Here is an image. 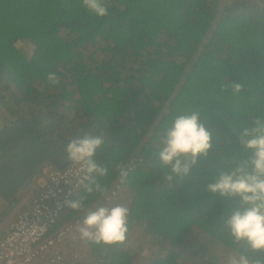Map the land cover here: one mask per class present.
Listing matches in <instances>:
<instances>
[{
    "label": "trees",
    "instance_id": "obj_1",
    "mask_svg": "<svg viewBox=\"0 0 264 264\" xmlns=\"http://www.w3.org/2000/svg\"><path fill=\"white\" fill-rule=\"evenodd\" d=\"M101 2L104 16L83 0H0V119L13 124L0 125V144L31 124L19 113L25 105L49 117L48 131L58 119L70 141L101 137L93 159L106 172L92 174L72 200L88 207L117 199L129 209L122 242L85 239V257L77 245L76 252L42 254L31 264L55 256L56 264H133L150 244L154 255L148 250L140 264H192L184 252L195 264H220L214 246L238 262L264 264V249L236 240L226 224L238 198L207 190L221 171L247 164L251 151L239 133L264 121V0ZM182 110L199 113L211 148L177 178L156 153L167 121ZM125 169L120 200L110 198ZM82 216L68 206L49 232Z\"/></svg>",
    "mask_w": 264,
    "mask_h": 264
},
{
    "label": "clouds",
    "instance_id": "obj_2",
    "mask_svg": "<svg viewBox=\"0 0 264 264\" xmlns=\"http://www.w3.org/2000/svg\"><path fill=\"white\" fill-rule=\"evenodd\" d=\"M83 2L97 16L107 14L101 0ZM238 138L251 151L249 161L229 171H221L207 185V190L221 196L238 198V207L226 219L232 236L236 240H246L253 249H264V121L257 120L254 127L243 129ZM101 144V137L86 134L69 141L65 151L73 162H85L90 175L102 176L106 169L93 159ZM210 148L211 133L199 113L182 110L175 112L167 121L156 154L160 164L169 168L172 176L181 178L189 174L192 165L196 164L200 156L207 155ZM86 190L91 192L93 188L86 186ZM68 206L74 211L85 212L79 225L83 238L104 244L118 243L125 239L129 214L126 206L115 204L87 208L81 199L68 201ZM232 264H247V261L241 258Z\"/></svg>",
    "mask_w": 264,
    "mask_h": 264
},
{
    "label": "crops",
    "instance_id": "obj_3",
    "mask_svg": "<svg viewBox=\"0 0 264 264\" xmlns=\"http://www.w3.org/2000/svg\"><path fill=\"white\" fill-rule=\"evenodd\" d=\"M23 107L29 108L28 111L27 109L20 110L19 113L23 114L26 120L31 117V124L28 126L24 125L22 135L17 140L0 144V238L9 230L16 215L21 210L29 207L31 197L44 185L46 177L43 173V168L49 165V161L53 162L60 169L65 168L70 162L65 151V146L70 141L71 136L69 132H65L61 136V122L58 119L54 120L55 128L48 131L46 128L50 125L51 121L49 117L45 120L39 117V115L42 116L39 106L32 107L25 105ZM50 117L53 118L54 115ZM2 123H5L9 128H13V124L0 119V125ZM120 195L118 196L119 200ZM115 201L118 202L117 199ZM115 201L112 205H115ZM95 206H88L87 208H94ZM68 212L66 211L64 214L66 218L69 217L67 216ZM80 212L83 216L85 215L84 211ZM64 215H62V218ZM83 216L79 218L80 224ZM75 218L71 217L63 221V223ZM57 223L59 224V222ZM57 223L52 229H56ZM68 236H70L69 242L65 243V239ZM68 236L43 255L50 257L60 251L63 253L67 251L76 252L75 250L78 249L76 246L79 245V247H82V251L78 254L85 257L87 251L84 247L86 238L81 236L79 226ZM136 261L148 262V259L143 255ZM38 263L45 264L46 258L38 260ZM57 264H62V262Z\"/></svg>",
    "mask_w": 264,
    "mask_h": 264
},
{
    "label": "built area",
    "instance_id": "obj_4",
    "mask_svg": "<svg viewBox=\"0 0 264 264\" xmlns=\"http://www.w3.org/2000/svg\"><path fill=\"white\" fill-rule=\"evenodd\" d=\"M15 44L28 47L25 41L17 40ZM129 171H121L110 198H115L122 190ZM43 173L46 177L44 185L31 197L29 207L16 215L9 230L0 238V264H31L37 256L60 243L80 224V219L75 218L53 233L49 232L57 223L59 214L68 207V201H72L78 189L91 179L87 164L71 161L64 169L47 165ZM59 259L60 256H55L48 264H56L55 261Z\"/></svg>",
    "mask_w": 264,
    "mask_h": 264
},
{
    "label": "rangeland",
    "instance_id": "obj_5",
    "mask_svg": "<svg viewBox=\"0 0 264 264\" xmlns=\"http://www.w3.org/2000/svg\"><path fill=\"white\" fill-rule=\"evenodd\" d=\"M69 239H70V236H68L66 239H65V243H67V242H69ZM153 248L154 247H152V245L150 244V245H148L147 246V249L146 248H144L143 250H142V256L144 255V257L146 256V254H147V252H152V255H154V250H153ZM155 249V248H154ZM148 250H150V251H148ZM193 255L194 254H190V253H188V252H184V257L182 258V259H186V260H188L189 261V259H191L192 258V260L189 262V263H192V264H195L194 262H193V259L195 258V256L193 257ZM214 255V256H213ZM211 256H213V257H215L216 259L218 258L219 259V262H220V264H221V261L223 260V259H225L227 262H231V260H234V258H235V256H233V255H229V254H225L223 251H222V249L221 248H219V247H213V251H212V253H211ZM227 256H230V258L228 257L227 258ZM154 257V256H153ZM146 258V257H145ZM214 259V258H213ZM235 261H237L238 262V258L236 257V259H235ZM226 262V264H229V263H227Z\"/></svg>",
    "mask_w": 264,
    "mask_h": 264
},
{
    "label": "bare ground",
    "instance_id": "obj_6",
    "mask_svg": "<svg viewBox=\"0 0 264 264\" xmlns=\"http://www.w3.org/2000/svg\"><path fill=\"white\" fill-rule=\"evenodd\" d=\"M76 218H78V217H76ZM133 264H140V262H138V261H135Z\"/></svg>",
    "mask_w": 264,
    "mask_h": 264
}]
</instances>
